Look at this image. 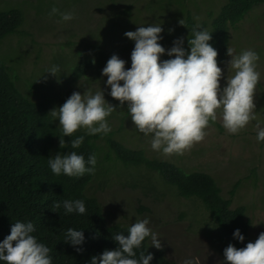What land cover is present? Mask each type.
<instances>
[{
  "label": "rangeland",
  "instance_id": "374dc122",
  "mask_svg": "<svg viewBox=\"0 0 264 264\" xmlns=\"http://www.w3.org/2000/svg\"><path fill=\"white\" fill-rule=\"evenodd\" d=\"M227 0H0V10L20 8L23 11L22 31L9 34L0 40V58L8 62L20 72L17 87L27 101L43 104L47 114L50 110L61 106L74 92L83 93L90 90L93 94L104 91L105 99L116 106L107 122L111 131L98 134L100 141L108 134L117 142L132 150L147 148V156L155 161H167L180 167L184 175L193 171L212 174L216 186L220 188V197L229 201V208L243 207V216L249 218L247 229L249 238L254 242L264 232V141L256 139L257 120L264 126V112L257 104L255 113L257 120L251 121L238 134H230L222 126L219 118L206 129L208 135L204 141L196 144L183 155L165 156L151 148L152 135L145 136L134 125L127 111V102L123 106L110 96L107 77L102 69L113 54L126 61L125 69L131 67V52L135 42L127 38L126 31H135L139 26L160 25L161 45L167 50L173 41L184 38L183 47L190 52L187 38L181 33L179 24L185 22L186 11L189 10L194 22L203 25L211 21V17L219 13ZM126 4L130 10L126 14L120 12ZM57 7L60 12H73L75 18L63 21L59 14L50 15L51 9ZM116 14V15H115ZM211 15V16H209ZM166 21V22H165ZM209 24L204 26L205 29ZM171 30V31H170ZM208 30V29H207ZM228 44L223 49H234V54L251 49L259 55L257 70L261 73L260 83L264 91V2L255 4L247 12L236 27H230ZM113 42L111 45H108ZM106 45V46H105ZM110 49V50H109ZM102 59L99 70L91 79H80L75 82H63L70 77L82 55H89L95 61L98 52ZM169 57L167 52L161 60ZM218 61L223 71L221 87L227 85V76L234 75L228 71L227 61ZM58 60V63H55ZM58 66L57 77L48 70ZM31 82V84H29ZM123 84V81H121ZM35 88L38 93L32 94ZM259 92L257 85L256 96ZM264 93V92H263ZM55 122L59 125V120ZM101 136V137H100ZM143 165L123 167L112 161L105 188H98L99 181H94L90 188L103 206V213L108 224L115 222L135 223L136 218H150L149 227L158 233L165 255L177 264L185 259H192L194 264H227L223 250L230 244L211 222L208 210L198 199L179 198L175 187L161 188L162 199L154 198L150 181L156 182L154 173L141 168ZM256 170V174L252 170ZM239 183L235 186V183ZM159 182V180H158ZM157 183V182H156ZM160 183V182H159ZM136 187L133 188L132 185ZM146 193H142L143 189ZM93 187V188H92ZM234 189L235 192L230 194ZM138 200L151 210L146 216L136 213ZM209 215V217L207 216ZM151 249H157L150 244Z\"/></svg>",
  "mask_w": 264,
  "mask_h": 264
},
{
  "label": "clouds",
  "instance_id": "9594fccd",
  "mask_svg": "<svg viewBox=\"0 0 264 264\" xmlns=\"http://www.w3.org/2000/svg\"><path fill=\"white\" fill-rule=\"evenodd\" d=\"M55 14H59L63 21L75 18L73 12H60L54 6L50 15ZM245 15L234 27L237 28V23ZM179 24L187 27L183 19ZM204 26L196 24L190 29L192 35L191 38L188 37L186 45L190 47V52L183 47V37L174 40L173 46L166 50L158 42L163 38L161 24L139 26L135 31H126L124 35L135 42L129 59L131 67L125 69L126 61L113 54L102 69V75L107 77L106 84L110 86V96L118 100L120 106L127 102V111L135 127L145 136L151 134V148L165 156L183 155L204 141L208 135L206 129L217 121L218 114L227 132L238 134L251 121L257 120V97L264 102L262 83L261 93L258 92L256 96L261 78V73L257 70V52L247 49L234 54V49L229 46L227 54L220 57L209 43L212 39V32L209 31L213 28L209 26L207 30ZM166 52L169 57L174 58L161 60ZM102 53L108 55L109 51ZM96 55H99L98 52ZM226 55L231 57L227 61L228 71L233 70L234 75L227 76V85L221 87L220 81L224 74L218 61L226 60ZM104 58L106 56L102 57ZM95 62L96 57L93 60ZM59 71L58 66H53L48 73L57 77ZM116 108L105 99L103 90L95 94L90 90L83 93L74 91L61 106L48 113L53 120H59L62 128L59 147L63 149L70 145L72 149L79 148L84 142V135L76 136L70 142H66L64 137H73L81 129L85 130L86 135L109 133L111 127L107 117ZM255 127L257 141H264V126L257 120ZM96 164L95 153L89 155L86 161L76 151L57 153L48 160L52 173L57 176L64 174L82 177L86 173L94 175ZM60 207V202H55L52 209L56 211ZM63 207L66 213L83 215L87 212L84 201L80 199L65 200ZM149 224L150 218L137 217L127 235H113L118 246L112 250L106 249L99 256L93 255L90 264H149L153 259L150 252L145 255L144 251H140L139 258H136V250L141 248L146 238L150 237V244L158 250L163 249L158 233ZM35 231L31 221H16L11 226L10 234L0 242V261L6 264H52L51 249L38 242L37 237L32 234ZM233 237L241 242L245 239L239 229L234 231ZM84 240L82 230L67 229L64 239L66 243L78 246ZM76 251L82 252L83 249L77 247ZM223 255L227 264H264V232L254 242H248L242 248L230 243L223 250ZM183 264H194V261L185 259Z\"/></svg>",
  "mask_w": 264,
  "mask_h": 264
},
{
  "label": "trees",
  "instance_id": "16d2710c",
  "mask_svg": "<svg viewBox=\"0 0 264 264\" xmlns=\"http://www.w3.org/2000/svg\"><path fill=\"white\" fill-rule=\"evenodd\" d=\"M260 2L264 0H227L219 13L211 17L209 23L203 22L204 25L209 24L213 28L209 31L212 32L209 43L217 50L218 56H224L222 49L226 47L229 28L234 27L252 5ZM129 10L130 4H126L121 7L120 12L126 14ZM22 22L21 9L0 10V40L21 31L19 26ZM185 24L187 27L182 26L181 33L184 30L188 41V37L191 38L192 35L190 29L196 25L189 10L186 11ZM95 57L96 62L93 63L91 57L82 55L79 63L72 68L71 76L64 77L63 82L91 79V75L98 71L102 62L98 55ZM57 62L58 60H55L56 64ZM18 73L20 74L18 70L0 58V242L10 234L11 226L16 221L25 223L31 221L36 229L32 234L37 237L38 242L51 249L52 264H90L93 255L99 256L106 249H115L118 243L113 239V235L117 233L127 235L133 222L108 224L103 206L90 188L94 181H99L96 187L105 188L108 176L113 172L109 170L112 161L123 167L141 164L144 167L142 171L156 172L154 175L157 183L150 181L149 184L152 188L150 191L155 194L154 198L162 199L164 196L161 194L162 191H158L161 188L156 190V186L160 184L159 186L166 189L167 186L175 187L179 198L200 200L208 210L211 222H214L220 231L219 235L235 247L242 248L248 242H252L247 232L251 220L242 217L243 207L231 210L228 207L229 201L221 199L219 195L220 188L216 186L215 177L208 172L193 171L184 175L176 164L155 161L151 156H147L148 150L145 147L132 150L109 137L110 134L104 141H100L98 134L86 135L83 129L74 133L73 137H64L66 142H70L76 136L84 135V142L79 148L72 149L69 145L61 149L59 136L62 135V128L47 114L43 104L24 98V93L17 87V80L21 75ZM258 88L261 93V84H258ZM31 93L38 92L32 88ZM256 103L260 107V103L264 106L259 96ZM71 151L83 155L86 161L89 155L95 153L97 157L95 174L86 173L82 177L53 174L48 165L49 158L57 153ZM252 173L256 174V170L253 169ZM238 183L239 181L235 186ZM132 186L134 188L136 184ZM138 187L141 188L140 184ZM145 191L143 189L141 192L146 193ZM234 192L232 189L230 194ZM76 199L84 201L87 209L85 214L65 212L63 201ZM55 202L61 204L56 211L52 209ZM150 210L138 200L136 213L139 216H146L145 213ZM68 228L83 231L85 240L82 245L73 246L64 241ZM236 229L244 235L243 242L233 237ZM77 247L83 251L77 252ZM136 251L137 259L140 251H144L145 255L152 253L153 259L149 264H177L166 257L164 247L162 250L151 249L148 238ZM0 264L6 262L0 261Z\"/></svg>",
  "mask_w": 264,
  "mask_h": 264
}]
</instances>
